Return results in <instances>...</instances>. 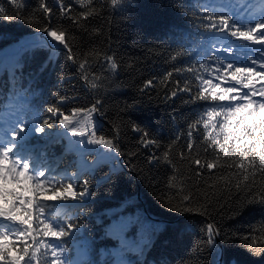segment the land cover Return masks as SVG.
Returning a JSON list of instances; mask_svg holds the SVG:
<instances>
[{"label": "trees", "instance_id": "obj_1", "mask_svg": "<svg viewBox=\"0 0 264 264\" xmlns=\"http://www.w3.org/2000/svg\"><path fill=\"white\" fill-rule=\"evenodd\" d=\"M230 1L200 0L222 5H229ZM19 2L25 4L19 9L23 13L21 19H0V115L8 113L16 120L26 116L31 126L33 115L58 96L67 97L61 108L69 113L75 108L90 107L99 96L103 114L95 115L97 136L112 139L118 133L115 142L124 153L115 156L103 147L81 153L69 142L70 138L54 131L51 136L32 133L25 143L37 166L50 168L57 175H63L65 169L69 174L76 170L89 181L91 196L82 202L69 199L67 207L57 209L61 218L72 217L73 223L80 225L65 245L69 264H217L219 256V264H264V252L254 254L244 239L260 235L253 229L264 222V206H240L234 195L230 205L221 201L225 203L223 209L214 204L210 215L196 210H171L165 201L172 197L173 190L165 184L172 169L159 163L149 164L148 159L158 156L160 150L140 147V133L131 130L133 124L139 125L166 145L174 136L186 133L188 123L203 110V102L184 103L186 94L166 100L167 89L158 83L168 71L173 72V85L176 80H191L188 73L178 74L175 69L190 66L202 55L203 42L184 15L188 6L197 5L198 0H124L115 9L105 4L101 15L90 23L91 28L99 29V35L78 32L69 21L60 19L57 0H46L53 9V26L69 29L75 36L71 43L78 53L100 48L117 61L115 73L102 74L103 87L98 90L85 86L77 65L67 59L63 50L56 52L45 71L39 70L49 52L32 47L44 35L36 29V23L42 20L36 11L38 0ZM0 7L9 15L16 11L8 0H0ZM25 18H31L33 24L25 23ZM178 45L186 48L188 55L170 61L169 54ZM34 53L39 55L34 57ZM149 79L156 80L157 86L141 93L140 88ZM202 139L198 137L197 147ZM131 152L138 155L131 157ZM179 179L185 180L186 186L199 180L197 187L210 194L213 191L208 185L214 181L207 175L192 179L181 175ZM216 186L224 187L222 183ZM226 195L217 193L213 200ZM199 200L203 203L204 197L199 195ZM195 208L199 205L194 204ZM121 220H130L135 230L129 227L117 231ZM208 223L215 224L220 233L211 246L206 243L204 230Z\"/></svg>", "mask_w": 264, "mask_h": 264}, {"label": "snow or ice", "instance_id": "obj_2", "mask_svg": "<svg viewBox=\"0 0 264 264\" xmlns=\"http://www.w3.org/2000/svg\"><path fill=\"white\" fill-rule=\"evenodd\" d=\"M8 3L16 11L9 15L0 7V19H21L23 13L19 9L25 4L19 0H8ZM123 3L124 0H70L66 4L64 0H57L60 19L69 21L78 32L95 35L100 32L90 27L91 19L101 15L105 4L115 9ZM225 7L229 11H224ZM237 7L241 11L250 10L246 19L239 11H232ZM36 11L42 17L36 29L44 35L32 47L49 52L47 60L40 62L39 70L45 71L56 52L63 50L67 59L77 65L86 87L91 90L103 87L102 74L115 73L118 68L115 58L100 48L78 53L71 43L75 36L69 29L53 26V9L46 0H38ZM184 15L192 21L203 42L202 55L190 66L175 69L178 74L188 73L191 80H176L173 85V72L168 71L158 83L167 89L166 100L186 94L184 103L203 102V110L197 119L188 123L186 133L174 136L166 145H161L139 125L133 124L131 130L140 133L137 141L140 147L160 150L158 156L148 159L149 164L159 163L172 169L165 184L173 190L172 197L165 201L171 210L184 213L196 210L201 215H210L214 204L223 209L225 203L231 204L234 195L240 206H264V0H257L256 4L238 0V4L230 6H209L198 0L197 5L188 6ZM24 22L33 24L31 18H25ZM229 38L239 41L241 47H249L250 54L243 62L236 58L235 45ZM37 55L34 53V57ZM187 55V49L178 45L169 54V60L177 61ZM156 86L157 81L149 79L140 92ZM66 100L67 97L58 96L53 103L41 107L33 115L31 126L26 116L23 120L18 118L8 129L0 126V264H69L65 245L80 225L73 223L72 217L61 218L57 209L67 207L69 199L82 202L91 196L86 175L76 170L69 174L67 169L63 175H57L50 168L37 166L25 149L32 133L51 136L54 131L58 136L70 138L69 142L81 153L91 152L92 147H103L115 156L124 154L115 142L118 133L112 139L97 136L95 115L103 114L99 96L90 107L75 108L70 113L61 108ZM199 136L203 139L197 147ZM129 155L135 157L138 153ZM181 169L185 171L182 173ZM181 175L187 179L207 175L214 181L208 185L212 193L197 187L199 180L186 186V181L179 179ZM219 183L224 187L217 188ZM223 192L226 197L213 200L217 193ZM199 195L204 197L203 203ZM194 204L199 208L194 209ZM129 227L135 230L130 220H121L116 225L119 232ZM204 230L206 243L213 245L215 236L220 234L216 225L208 223ZM253 231L260 235L244 237L246 246L254 254H260L264 252V222Z\"/></svg>", "mask_w": 264, "mask_h": 264}, {"label": "rangeland", "instance_id": "obj_3", "mask_svg": "<svg viewBox=\"0 0 264 264\" xmlns=\"http://www.w3.org/2000/svg\"><path fill=\"white\" fill-rule=\"evenodd\" d=\"M245 3H252V4H256L257 3V0H244ZM233 3H236L238 4V0H231L229 2V6L232 5ZM224 11H229V7H225L223 9ZM232 11H239L240 12V15L242 18H247V14L249 13V9L245 8L243 11H241L239 9V7L235 8V9H232ZM258 14V12H257ZM229 41L231 43H233L235 45L233 51L236 52L237 56L236 58L240 61V62H243V59L244 57H246L247 55L250 54L249 52V47H241L240 46V42L239 41H231V39L229 38ZM241 50H245V51H241ZM0 124L5 128V129H8V124L0 118Z\"/></svg>", "mask_w": 264, "mask_h": 264}, {"label": "water", "instance_id": "obj_4", "mask_svg": "<svg viewBox=\"0 0 264 264\" xmlns=\"http://www.w3.org/2000/svg\"><path fill=\"white\" fill-rule=\"evenodd\" d=\"M138 199H140V197H138ZM216 241L219 243V240L218 239ZM220 261H221V257L219 256L218 261H217V264H219Z\"/></svg>", "mask_w": 264, "mask_h": 264}, {"label": "bare ground", "instance_id": "obj_5", "mask_svg": "<svg viewBox=\"0 0 264 264\" xmlns=\"http://www.w3.org/2000/svg\"><path fill=\"white\" fill-rule=\"evenodd\" d=\"M242 52L245 51V50H241Z\"/></svg>", "mask_w": 264, "mask_h": 264}]
</instances>
